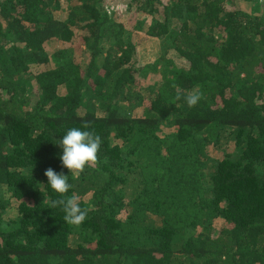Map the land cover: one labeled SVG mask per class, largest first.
I'll use <instances>...</instances> for the list:
<instances>
[{"label": "trees", "instance_id": "16d2710c", "mask_svg": "<svg viewBox=\"0 0 264 264\" xmlns=\"http://www.w3.org/2000/svg\"><path fill=\"white\" fill-rule=\"evenodd\" d=\"M251 1L127 0L162 43L145 97L133 31L107 0H0V264H264V11ZM85 125L98 160L70 174L55 143ZM49 168L69 175L81 225L53 207Z\"/></svg>", "mask_w": 264, "mask_h": 264}, {"label": "rangeland", "instance_id": "374dc122", "mask_svg": "<svg viewBox=\"0 0 264 264\" xmlns=\"http://www.w3.org/2000/svg\"><path fill=\"white\" fill-rule=\"evenodd\" d=\"M105 5L107 12L112 19L122 22L126 27L133 31V41L136 43L137 48V67H143L142 71L139 70V93L148 97L152 93L151 91L156 89L157 83L161 78L160 74L156 71H152L149 65H152L160 56H162V43L157 38L150 37L146 34V29L150 23L149 17L146 13L139 11L135 12L129 9L127 0H107ZM241 8L246 11L261 13V11H264V0H253L251 2H245L244 4L242 3ZM69 9V5H63L60 10L55 11L56 17L65 19L68 15ZM137 14L138 16L135 17ZM62 46H64L63 43H54L50 45L47 50L49 53H53L56 49ZM167 58L174 59L177 63L183 64L172 50L168 51ZM41 68L42 67H39V69ZM35 70H37V68H35ZM130 110L139 113L141 107L133 105L130 107ZM17 216L18 207L16 205L7 209L6 218L4 219V222H2L3 227L7 228L10 226L6 219H14Z\"/></svg>", "mask_w": 264, "mask_h": 264}, {"label": "clouds", "instance_id": "9594fccd", "mask_svg": "<svg viewBox=\"0 0 264 264\" xmlns=\"http://www.w3.org/2000/svg\"><path fill=\"white\" fill-rule=\"evenodd\" d=\"M188 106H195L201 99L199 94H191L186 98ZM62 154L59 159L62 166L70 170V174L83 171L86 167L98 160V154L102 146V138L94 131L73 127L66 131L57 143ZM50 188L60 195L61 199L53 203V207L59 205L64 212V219L67 223L81 225L87 219V210L82 208L75 195H68L71 192L72 184L69 175L63 172L57 173L52 168L45 172Z\"/></svg>", "mask_w": 264, "mask_h": 264}]
</instances>
